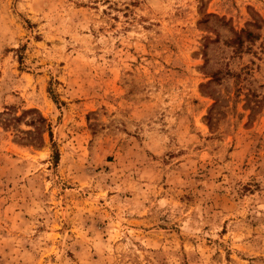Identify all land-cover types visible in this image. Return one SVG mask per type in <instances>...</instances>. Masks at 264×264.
<instances>
[{
  "label": "rangeland",
  "instance_id": "obj_1",
  "mask_svg": "<svg viewBox=\"0 0 264 264\" xmlns=\"http://www.w3.org/2000/svg\"><path fill=\"white\" fill-rule=\"evenodd\" d=\"M0 264H264V0H0Z\"/></svg>",
  "mask_w": 264,
  "mask_h": 264
}]
</instances>
